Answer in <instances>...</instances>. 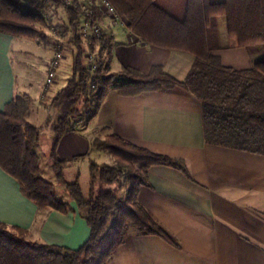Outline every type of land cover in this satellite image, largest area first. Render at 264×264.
<instances>
[{"label": "trees", "instance_id": "1", "mask_svg": "<svg viewBox=\"0 0 264 264\" xmlns=\"http://www.w3.org/2000/svg\"><path fill=\"white\" fill-rule=\"evenodd\" d=\"M108 1L126 28L144 44L188 53L192 64L180 81L162 66H153L146 73L133 67L112 73V37L83 31L84 27L90 30L104 15L96 0H0V32L38 40L43 47L62 53L60 41L48 40L44 32L48 28L66 38L71 52L69 76L50 99L49 113L40 127L29 122L33 100L27 93L14 94L0 111V168L19 183L22 194L38 209L66 214L69 203L74 202L90 230L82 246L69 249L31 241L26 229L0 222V264H108L130 227L178 246L138 202V192L149 185L147 171L153 165L172 167L187 175L180 159L152 153L113 131L94 138L86 153L70 161L57 153L62 137L75 131L80 122L91 120L109 90L134 96L180 87L202 104L206 143L264 155V0H233L234 12L226 18L227 33L236 38L237 45L261 56L245 70L222 65L214 54L218 42L208 39L217 35L218 10L210 0H171L182 2L181 14L160 0ZM48 11L58 19V26L53 25ZM89 53L94 56V71L87 66ZM42 130L50 132L47 159L67 201L58 199L55 185L41 176L37 148ZM93 150L103 151L114 164L96 163L90 159ZM83 159L88 162L85 187L79 173L72 181L66 176V169Z\"/></svg>", "mask_w": 264, "mask_h": 264}, {"label": "crops", "instance_id": "2", "mask_svg": "<svg viewBox=\"0 0 264 264\" xmlns=\"http://www.w3.org/2000/svg\"><path fill=\"white\" fill-rule=\"evenodd\" d=\"M210 1L218 10L217 35L208 39L218 42L214 54L226 67L251 68L261 56L239 47L236 38L227 33L226 18L234 12L233 0ZM160 3L182 13V2ZM99 22L101 33L113 39L110 72L133 67L146 73L153 66H162L175 80L185 77L193 61L190 54L140 42L122 18L104 14ZM31 41L36 40L0 32V111L14 94L27 93L33 100L31 115L35 103L41 107L39 98L44 91L46 97L42 98L50 101L65 85L71 65L68 44L59 40L69 55L64 57L62 52L55 79L47 86L46 70L55 53L48 57L46 47L34 53L28 49ZM104 127L108 129L101 130ZM111 131L152 153L180 159L187 175L172 167L153 165L147 171L149 185L138 192V202L178 246L130 227L108 264H264V155L206 143L202 104L180 87L134 96L109 90L96 115L62 137L57 153L70 161L86 153L97 134L104 137ZM83 161L86 159L67 168L66 176L69 178L71 169L79 168ZM43 178L55 185L58 199L68 200L52 171ZM69 206L66 214L38 209L22 194L19 183L0 168V222L26 229L29 240L69 249L82 246L90 230L75 203Z\"/></svg>", "mask_w": 264, "mask_h": 264}, {"label": "rangeland", "instance_id": "3", "mask_svg": "<svg viewBox=\"0 0 264 264\" xmlns=\"http://www.w3.org/2000/svg\"><path fill=\"white\" fill-rule=\"evenodd\" d=\"M47 14L50 20L52 21L53 25L58 26L60 24L58 19H56V17L52 14L51 11H48ZM37 27L39 28L40 26L38 25ZM44 32L47 35V38L49 41L52 42V41L62 40L63 43H66V38H59L53 31H50L48 28H44ZM27 43H28V49L34 53H37L38 49L40 50L43 47L42 44L38 40L27 42ZM46 48L47 50H45V53L47 54L48 57L51 56L53 53H55V50L52 49V47H46ZM62 52H63L64 57L69 55V51L67 49H64ZM64 73H66V71ZM36 76H37V79L40 78L38 73H36ZM46 76H47V73L45 75V81H46ZM45 95L46 94L42 95V97H46ZM42 97L39 98L41 107L37 108L36 103H35L34 104L35 112L32 111L30 118H29V122L33 124L34 126H39L41 123H43L42 122L44 121L43 119H45L46 115L49 113V109L48 110L46 109V107H48L49 101H47L46 99ZM36 101L37 99L35 100V102ZM97 136L99 138H102L101 136H99V134H97ZM49 140H50V132L48 130H42L41 137H40V144L37 148V152L41 158V162H40L41 173L43 174V177L45 178H47V176H49L52 171L48 163V159H47V153L49 149ZM90 157L94 159V161L98 164H108V165L114 164L113 159L101 150H97V152L95 154H92ZM78 165H79V168L77 167V168L71 169L69 178L67 176V179L69 181H72L76 173H79L80 183L82 184L83 187H85V184L88 178V162L86 160V161L79 163ZM58 196L60 198L59 191H58Z\"/></svg>", "mask_w": 264, "mask_h": 264}, {"label": "built area", "instance_id": "4", "mask_svg": "<svg viewBox=\"0 0 264 264\" xmlns=\"http://www.w3.org/2000/svg\"><path fill=\"white\" fill-rule=\"evenodd\" d=\"M96 5L99 6V8L102 10V12L105 15H109L113 19H116V20H121V17L117 14L114 7L111 5V3L108 0H96ZM99 21L94 22V24L90 30L87 27H84L83 31L84 32L90 31L91 33H95V34L100 33L101 32V26H100ZM140 42H142L141 39H140ZM52 58H54V59H52L49 62L48 68H47L46 83H48V84L53 83V81L55 79L56 66L59 63V61L62 59V53H55ZM86 62H87V66H88L89 70L94 71L96 67L94 64V56L92 54L89 53L86 55Z\"/></svg>", "mask_w": 264, "mask_h": 264}]
</instances>
